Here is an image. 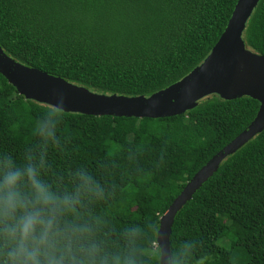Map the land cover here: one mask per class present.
I'll return each mask as SVG.
<instances>
[{
	"label": "trees",
	"instance_id": "obj_1",
	"mask_svg": "<svg viewBox=\"0 0 264 264\" xmlns=\"http://www.w3.org/2000/svg\"><path fill=\"white\" fill-rule=\"evenodd\" d=\"M237 0H0V47L31 68L91 92L148 97L208 55ZM245 47L264 57V0ZM259 103L210 96L163 118L66 112L45 178L67 183L84 166L108 189L98 209L119 227L148 225L142 264H159V218L186 182L253 120ZM48 105L17 93L0 73V149L22 155ZM183 264H264V129L225 157L176 213L170 252Z\"/></svg>",
	"mask_w": 264,
	"mask_h": 264
},
{
	"label": "clouds",
	"instance_id": "obj_2",
	"mask_svg": "<svg viewBox=\"0 0 264 264\" xmlns=\"http://www.w3.org/2000/svg\"><path fill=\"white\" fill-rule=\"evenodd\" d=\"M55 98L45 102L32 146L22 155L0 149V264H142L148 225L115 226L98 209L109 193L92 170L73 168L67 183L45 178L67 111L63 95ZM190 248L173 250L165 264H183Z\"/></svg>",
	"mask_w": 264,
	"mask_h": 264
},
{
	"label": "water",
	"instance_id": "obj_3",
	"mask_svg": "<svg viewBox=\"0 0 264 264\" xmlns=\"http://www.w3.org/2000/svg\"><path fill=\"white\" fill-rule=\"evenodd\" d=\"M259 0H237L220 37L188 74L148 97L91 92L12 59L0 47V73L25 98L46 104L63 95L66 112L93 116L163 118L183 114L198 102L216 95L234 100L243 96L259 103L253 120L212 156L185 184L159 218L156 246L159 264L170 253V234L176 213L218 169L222 160L264 129V57L245 47L242 34ZM49 106V105H48Z\"/></svg>",
	"mask_w": 264,
	"mask_h": 264
}]
</instances>
